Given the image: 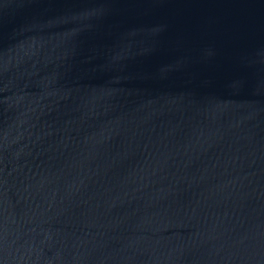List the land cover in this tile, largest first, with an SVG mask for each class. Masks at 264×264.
Wrapping results in <instances>:
<instances>
[{"label":"water","instance_id":"obj_1","mask_svg":"<svg viewBox=\"0 0 264 264\" xmlns=\"http://www.w3.org/2000/svg\"><path fill=\"white\" fill-rule=\"evenodd\" d=\"M0 264H264V0H0Z\"/></svg>","mask_w":264,"mask_h":264}]
</instances>
